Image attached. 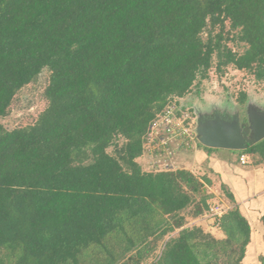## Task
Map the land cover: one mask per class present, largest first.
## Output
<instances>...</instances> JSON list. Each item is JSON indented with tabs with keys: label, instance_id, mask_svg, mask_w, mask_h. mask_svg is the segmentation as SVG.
I'll return each mask as SVG.
<instances>
[{
	"label": "trees",
	"instance_id": "1",
	"mask_svg": "<svg viewBox=\"0 0 264 264\" xmlns=\"http://www.w3.org/2000/svg\"><path fill=\"white\" fill-rule=\"evenodd\" d=\"M214 58L219 72L232 66L264 79V0H0V118L50 71L36 121L0 123V264H81L124 214L143 226L141 247L105 249V262L142 264L181 228L152 264H225L227 252L241 264L251 229L231 193L239 242L184 227L186 209L196 217L207 208L209 179L137 162L149 123L207 79ZM240 152L264 159V139Z\"/></svg>",
	"mask_w": 264,
	"mask_h": 264
},
{
	"label": "rangeland",
	"instance_id": "2",
	"mask_svg": "<svg viewBox=\"0 0 264 264\" xmlns=\"http://www.w3.org/2000/svg\"><path fill=\"white\" fill-rule=\"evenodd\" d=\"M205 36L206 34H203V37ZM228 45L235 51H242V46L240 45L238 46L231 42H229ZM213 61L214 64L209 71V77L207 79L197 80L187 94L183 97H174L169 101H176V103L182 105L183 108L191 110V115L194 111L197 116L194 114L193 117H212L215 112L224 113L229 119L237 117L240 124L243 125L242 128H246L249 126L246 113L248 108L258 113H264V79L257 80L252 73L245 70H237L232 66H228L222 72H219L215 67L216 59L214 58ZM49 75L50 71L47 68L43 69L32 82L23 86L16 93L8 108L7 115L0 118V123H2L5 129L25 127L36 121V118L45 109L48 103L45 96V88L49 83ZM243 94L246 95V98L241 102L240 99ZM193 131L195 132V126L193 127ZM108 151H111V148ZM237 155L236 159H238ZM140 158L137 159V162L141 168L144 171H150V167L146 164L144 165L143 157L140 156ZM249 158H251L250 161H248V165L250 166L257 167L260 164H264V159L259 155L250 156ZM195 175L200 178L206 176L202 171L195 172ZM206 177L211 179L208 176ZM209 181L210 184L204 183L203 187V193L208 196L207 208L203 214L196 217L187 214L192 211V206L186 209L183 212L185 216L184 227L198 226L212 237L226 239L228 235H231L232 242L241 241L242 238L239 235L235 222L231 217H228L229 211L235 206L227 197V193H230V191L227 188L222 189V185H218L212 180ZM194 198L196 201H199L201 194H195ZM211 207L219 208L221 214H214V212L210 210ZM255 216H257L256 221L261 222V225H263L262 230H264V213ZM159 217L160 215L158 212L154 213L156 221L159 220L157 219ZM180 229L181 228L175 229L164 235L163 239L158 241L156 250L150 253V256L145 259L142 264H152L159 255L163 242L170 237L176 236ZM143 230V226L134 225L132 220L129 219V216L124 214L117 220L115 227L109 233L110 238L107 240L108 243H105V248L90 246L82 251L83 253L79 257V262L81 264H110V262H105L109 255L107 251L105 252V249L114 252L123 242L124 246L128 249H132L131 242L136 244L137 248L141 247L138 246V244L142 241ZM205 248L206 247L202 246L200 249L201 251H199V256L204 261H208L211 259L212 253L211 250L205 251ZM225 248L229 249L227 247ZM232 256L233 255L227 252V255L222 254L219 256V261H227L225 264H230L229 262Z\"/></svg>",
	"mask_w": 264,
	"mask_h": 264
},
{
	"label": "crops",
	"instance_id": "3",
	"mask_svg": "<svg viewBox=\"0 0 264 264\" xmlns=\"http://www.w3.org/2000/svg\"><path fill=\"white\" fill-rule=\"evenodd\" d=\"M241 155L246 159L245 163L240 162ZM250 156L253 155L223 148H209L199 143L191 149L177 152L174 161L177 168L187 169L194 174L202 171L211 178L209 180L224 185L230 191L251 229L241 264H263L264 230L261 222L256 221L255 215L264 213V164L257 167L248 165ZM142 159L145 165V158Z\"/></svg>",
	"mask_w": 264,
	"mask_h": 264
},
{
	"label": "built area",
	"instance_id": "4",
	"mask_svg": "<svg viewBox=\"0 0 264 264\" xmlns=\"http://www.w3.org/2000/svg\"><path fill=\"white\" fill-rule=\"evenodd\" d=\"M190 111L172 100L149 123L143 136L141 156L150 171L177 169L174 161L176 153L199 144L193 131L196 118ZM240 162H246L243 155ZM210 210L216 215L221 214L219 208L211 207Z\"/></svg>",
	"mask_w": 264,
	"mask_h": 264
},
{
	"label": "water",
	"instance_id": "5",
	"mask_svg": "<svg viewBox=\"0 0 264 264\" xmlns=\"http://www.w3.org/2000/svg\"><path fill=\"white\" fill-rule=\"evenodd\" d=\"M246 113L249 122L246 128H242L237 117L229 119L224 113L196 117L195 134L199 143L209 148L242 151L264 139V113L249 108Z\"/></svg>",
	"mask_w": 264,
	"mask_h": 264
},
{
	"label": "flooded vegetation",
	"instance_id": "6",
	"mask_svg": "<svg viewBox=\"0 0 264 264\" xmlns=\"http://www.w3.org/2000/svg\"><path fill=\"white\" fill-rule=\"evenodd\" d=\"M193 114H195L196 115V113H194V111H193ZM197 116V115H196ZM196 118V117H195ZM245 122V121H244ZM241 123H243V122H241Z\"/></svg>",
	"mask_w": 264,
	"mask_h": 264
}]
</instances>
